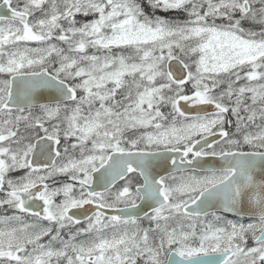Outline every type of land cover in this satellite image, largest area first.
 <instances>
[{"label": "snow or ice", "instance_id": "1", "mask_svg": "<svg viewBox=\"0 0 264 264\" xmlns=\"http://www.w3.org/2000/svg\"><path fill=\"white\" fill-rule=\"evenodd\" d=\"M0 264H264V0H0Z\"/></svg>", "mask_w": 264, "mask_h": 264}, {"label": "flooded vegetation", "instance_id": "2", "mask_svg": "<svg viewBox=\"0 0 264 264\" xmlns=\"http://www.w3.org/2000/svg\"><path fill=\"white\" fill-rule=\"evenodd\" d=\"M229 218H231V217H229Z\"/></svg>", "mask_w": 264, "mask_h": 264}]
</instances>
